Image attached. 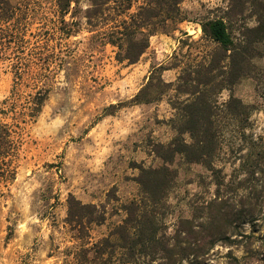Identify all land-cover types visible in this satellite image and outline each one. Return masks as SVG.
Returning <instances> with one entry per match:
<instances>
[{
    "label": "rangeland",
    "instance_id": "rangeland-1",
    "mask_svg": "<svg viewBox=\"0 0 264 264\" xmlns=\"http://www.w3.org/2000/svg\"><path fill=\"white\" fill-rule=\"evenodd\" d=\"M8 1L17 10L0 43V125L9 129L14 150L0 160V264H76L82 248L122 222L121 206L140 197L134 167L161 164L150 144H166L174 136L167 123L173 92L149 104L131 99L153 69L178 64L159 70L164 82H174L185 63L201 56L207 48L199 41V24L221 16L228 0H182L185 21L176 31L149 36L148 48L134 64L117 62L116 49L106 43L105 35L120 18L90 27L85 0L71 3L65 14L57 0ZM256 48L262 57L252 61L254 68L216 97L218 103L232 96L251 106L243 130L239 120L219 123L221 149L213 166L222 186L200 165H173L176 178L157 210L159 238L168 245L201 243L197 225L203 206L215 197L232 212L241 209L246 194L239 184L245 176L242 154L250 142L264 150V41ZM7 167L11 179L3 177ZM112 188L116 200L107 197ZM69 195L105 212L104 222L90 225L82 240L66 221ZM259 210L253 217L256 227L234 222L235 229L226 230L234 244L216 243L198 262L235 264V258L237 264H261L257 238L264 231V206ZM249 234L252 253H246L247 240L241 238ZM173 259L190 264L192 258ZM160 261L145 258L140 264Z\"/></svg>",
    "mask_w": 264,
    "mask_h": 264
},
{
    "label": "trees",
    "instance_id": "trees-1",
    "mask_svg": "<svg viewBox=\"0 0 264 264\" xmlns=\"http://www.w3.org/2000/svg\"><path fill=\"white\" fill-rule=\"evenodd\" d=\"M79 1L57 0L58 9L65 14L71 3ZM85 1L84 17L90 27L101 21L114 20V17L120 18L105 35L106 43L116 49L115 60L119 63H136L148 48L149 36L176 31L177 24L185 21L179 7L182 0H143L131 13L129 11L138 0ZM16 10L8 0H0V43L4 39V29ZM248 21L254 24L249 26ZM199 27L202 33L199 41L207 48L201 56L185 63L174 82H164L159 70L176 68L178 64L171 68L159 66L153 69L130 101L133 104H149L159 101L168 91L174 94L169 102L173 116L167 121L174 136L166 144H150V153L161 164L156 168L134 167L138 169L134 182L139 187L140 197L121 206L125 212L122 222L106 237L89 248H82L76 264H140L145 258L161 260L159 264H174V255L179 258L191 256L190 264H200L199 257L216 243L234 244L235 240L230 239L226 232L227 229H235L234 222L256 227L253 217L264 206V150L250 142L241 157L240 167L245 176L239 184L246 192L241 209L232 212L225 201H217L215 197L203 206L205 215L197 225V233L202 234L200 244L168 245L159 238L157 210L163 206L165 195L176 178L173 165L177 162L200 165L214 176L213 161L221 149L222 129L219 123L222 119L239 120L237 125L244 129L251 106L232 96L218 103L216 97L247 76L254 68L252 61L262 57L256 44L264 41V0H228L221 16L202 22ZM235 31L238 36L234 35ZM178 43L188 47L184 40ZM13 150L14 142L10 139L9 129L0 125V160L7 159ZM12 176L13 171L7 167L3 177L11 179ZM214 179L218 188L222 186L216 176ZM107 197L116 200L114 188L107 193ZM104 220L103 209L68 196L66 221L77 239H84L90 225H100ZM241 238L247 240L246 253H252V236L242 235ZM257 239L262 247L259 261L264 264V231ZM231 260L237 264L235 258Z\"/></svg>",
    "mask_w": 264,
    "mask_h": 264
}]
</instances>
